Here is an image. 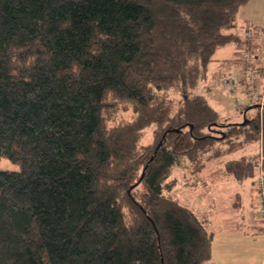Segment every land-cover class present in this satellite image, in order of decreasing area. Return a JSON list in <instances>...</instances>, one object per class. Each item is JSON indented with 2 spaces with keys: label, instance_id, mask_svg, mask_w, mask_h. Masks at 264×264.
Wrapping results in <instances>:
<instances>
[{
  "label": "trees",
  "instance_id": "16d2710c",
  "mask_svg": "<svg viewBox=\"0 0 264 264\" xmlns=\"http://www.w3.org/2000/svg\"><path fill=\"white\" fill-rule=\"evenodd\" d=\"M249 1L0 0V264H220L173 173L223 144L261 143L224 173L252 179L264 224V109L221 124L196 91L220 46L253 50L234 32Z\"/></svg>",
  "mask_w": 264,
  "mask_h": 264
},
{
  "label": "rangeland",
  "instance_id": "374dc122",
  "mask_svg": "<svg viewBox=\"0 0 264 264\" xmlns=\"http://www.w3.org/2000/svg\"><path fill=\"white\" fill-rule=\"evenodd\" d=\"M261 19L264 20V15ZM246 30L247 27L244 28V34ZM261 39V45L264 47V37ZM230 45L235 46V42L231 41L220 46L215 51L213 58L227 54ZM212 62L209 63L207 77L203 83H199L196 91L206 98L209 105L215 108L218 113V123H243L246 116L254 117L257 109L254 107L255 102L257 104L260 102L256 98L250 99L246 90L226 89L222 86L219 75H216L219 69L216 65L212 66ZM259 90L264 98V90L261 88ZM120 116L130 120L133 112L123 111ZM153 129L154 126L145 128L144 137L140 141L141 145L152 141ZM229 145H219L207 154V157H212V159L209 167L201 174L188 173L189 170L182 166L175 167L173 177H177L179 181L175 187L174 197L183 205L194 210L200 217H205L209 221V228L216 234L217 253L223 257L224 264H264V228L261 229L264 224L257 219L258 208L255 207L256 203L250 207L252 196H254V191L251 190L252 179L249 178L243 183H235L232 178L224 174L227 161L246 155L253 157L258 152L260 153L261 143H246L231 153L225 151ZM217 151H222L223 155H216ZM259 160L260 158L255 162L257 166L260 164ZM0 167L7 170L17 169V166L7 160H2ZM191 182L198 184L189 186L188 183ZM237 196L240 199L238 207L234 205ZM237 211L248 213V215L251 213L252 221L247 218L244 226H237L240 225L239 220L234 217ZM240 229L249 236V239L244 238L240 232H236Z\"/></svg>",
  "mask_w": 264,
  "mask_h": 264
},
{
  "label": "crops",
  "instance_id": "0c3cea01",
  "mask_svg": "<svg viewBox=\"0 0 264 264\" xmlns=\"http://www.w3.org/2000/svg\"><path fill=\"white\" fill-rule=\"evenodd\" d=\"M262 15H264V0H250L248 3H246L240 8L237 15V25L234 28V32L238 34V36L242 40V43H244V39H246L244 34V28L247 27V29L251 28L253 30V50L251 51H253L252 55L254 56L255 65L259 68L264 67V47L261 45V38L264 37V20L261 19ZM227 52L228 53L225 55H219V57H214L212 66L216 65L219 69V72H217L216 75H219V81L220 83H222L221 80L226 74L228 75V73L231 72L235 73L237 76V81L233 88L245 91L244 75L242 74L241 62L239 61L241 53H238L237 43H235V46L230 45V47H228L227 49ZM230 56L232 57L229 58ZM262 76L263 75L260 73L259 80L257 81L259 82V88L257 87L258 92L259 89H262L264 85V78L262 79ZM252 189L254 191V196H252L253 198L251 199L250 207H252V205L256 203V189L253 184H251V190ZM235 198L236 202L234 205H237L238 207L240 204V199L238 196ZM234 217L236 220H239L240 225H237L239 227L244 226L248 219L252 221L251 213L250 215H248V213H242L240 211H237V214H235ZM243 220L244 222H242ZM236 232H240L244 238L249 239V236L242 229L237 230ZM215 240L216 234L213 241V261L216 263L218 262L220 264H224L223 257L217 253V243Z\"/></svg>",
  "mask_w": 264,
  "mask_h": 264
},
{
  "label": "built area",
  "instance_id": "2783aa9c",
  "mask_svg": "<svg viewBox=\"0 0 264 264\" xmlns=\"http://www.w3.org/2000/svg\"><path fill=\"white\" fill-rule=\"evenodd\" d=\"M245 38L248 40H252L253 30L251 28H248L246 30ZM241 57H242V62H243V70H244L245 75L247 76L246 85H247L248 95L250 96V98H253V99L256 98L260 102L259 106H261V110H263L264 109V98L262 97L261 93H259L257 90L256 79L258 75L257 73L258 70L254 62V56H252L250 51L243 50ZM235 83H236L235 74H233L232 72L228 73V75H226L222 81V85L226 89H232L235 86ZM259 158H260L259 160L260 164H258V166L262 168V165H263L262 158L261 156ZM256 181H257L256 185H257V193H258L257 196H259L258 200L260 203L259 205L260 215L264 219V172L262 169L260 170V173Z\"/></svg>",
  "mask_w": 264,
  "mask_h": 264
}]
</instances>
